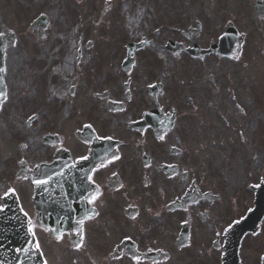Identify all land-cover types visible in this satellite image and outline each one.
Masks as SVG:
<instances>
[{
    "label": "flooded vegetation",
    "instance_id": "af4514ba",
    "mask_svg": "<svg viewBox=\"0 0 264 264\" xmlns=\"http://www.w3.org/2000/svg\"><path fill=\"white\" fill-rule=\"evenodd\" d=\"M133 1L122 32L142 45L131 60L126 41L85 69L76 48L70 76L43 77L39 144L0 149V205L17 193L43 264H220L221 232L238 218L237 195L219 191L205 155L253 101L252 79L230 66L264 64V0ZM39 160L41 225L28 178Z\"/></svg>",
    "mask_w": 264,
    "mask_h": 264
},
{
    "label": "rangeland",
    "instance_id": "374dc122",
    "mask_svg": "<svg viewBox=\"0 0 264 264\" xmlns=\"http://www.w3.org/2000/svg\"><path fill=\"white\" fill-rule=\"evenodd\" d=\"M105 1L0 0V32L8 34L11 30L15 34L14 42L6 49L5 77L8 94L0 112V149L12 150L15 148L13 146L17 147L18 141L25 138H31L30 145L38 144L36 137L41 131L37 130L41 117L35 118L29 127L22 123L28 113L39 108L41 90L49 83H43L46 73L54 71V75L61 76L73 73L74 65L71 64L77 42L81 46L91 42V50H83L81 58L86 69L88 65L96 68L94 63L98 62L103 53L112 57L115 52L113 48L120 47L122 40L127 38L130 29L125 27L122 32V23L125 15L130 13L129 4L137 2L108 0L112 10L107 12L103 5ZM106 4L108 6L109 3ZM40 12L47 13L49 22L39 35L37 30L28 25ZM70 30L74 35L72 38L67 36ZM92 49L94 55L86 60V52H92ZM63 61H67L68 65L62 64ZM256 64V61L253 62L249 69L243 68L242 61L231 64L233 78L237 74L248 79L257 77L254 81L255 101L249 105L246 115H239L237 130L225 141V145L206 152L209 161L205 155L206 164L219 179V191L237 195L239 213L251 203L248 183L257 182L264 175V64L258 65L260 69ZM82 71L79 73L80 84L87 79L84 73L86 70ZM238 84L247 87L246 83L239 80ZM22 107L26 109L24 112L20 110ZM239 130L242 132V139L238 134ZM263 250L264 219L260 233L243 242L240 253L244 264H258ZM50 255L49 253V257Z\"/></svg>",
    "mask_w": 264,
    "mask_h": 264
},
{
    "label": "water",
    "instance_id": "95a60500",
    "mask_svg": "<svg viewBox=\"0 0 264 264\" xmlns=\"http://www.w3.org/2000/svg\"><path fill=\"white\" fill-rule=\"evenodd\" d=\"M39 19V18H38ZM37 19V20H38ZM46 20L43 19V23H45ZM40 190V189H39ZM38 188L36 185L35 192L38 194ZM37 198V196H36ZM35 203V202H34ZM255 208L253 210V214L251 217L246 218L242 222L244 224H253L252 226H248V229H254L253 231H256V224L257 221L260 219V216L262 214L263 208H264V184L260 186H256V198H255ZM35 205L38 207L37 203ZM16 208V207H15ZM18 214V211L15 209L14 211V217ZM249 214V215H251ZM253 217V218H252ZM13 223L16 225L17 220L14 218ZM242 223V224H243ZM8 230V231H6ZM245 231V230H243ZM242 231V232H243ZM0 232L3 233L2 237L4 239V247H8L9 251H14L16 248H19L20 253L26 255V257L32 264H35L36 261L39 260L38 257V251L34 246V239L32 233L27 229L25 226L23 229H20L19 227L15 226L14 228H5L4 230L1 229ZM242 232H239L238 236L240 240V237L242 236ZM1 237V236H0ZM238 244V243H237ZM236 251H237V245L233 248V255L236 257ZM225 264H236L237 258H225L224 259ZM262 264H264V256L262 257Z\"/></svg>",
    "mask_w": 264,
    "mask_h": 264
},
{
    "label": "snow or ice",
    "instance_id": "6c2138e0",
    "mask_svg": "<svg viewBox=\"0 0 264 264\" xmlns=\"http://www.w3.org/2000/svg\"><path fill=\"white\" fill-rule=\"evenodd\" d=\"M0 35H3L2 33H0ZM37 247H39V245L37 244Z\"/></svg>",
    "mask_w": 264,
    "mask_h": 264
}]
</instances>
